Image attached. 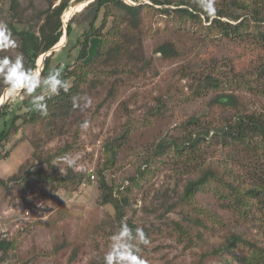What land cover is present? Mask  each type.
<instances>
[{"label":"rangeland","instance_id":"374dc122","mask_svg":"<svg viewBox=\"0 0 264 264\" xmlns=\"http://www.w3.org/2000/svg\"><path fill=\"white\" fill-rule=\"evenodd\" d=\"M60 1L17 0L12 7L10 0H0V24L7 26L0 29V57L14 59L19 53L14 31L37 34ZM93 1L69 0L61 16L64 27L81 16L73 24L77 37L89 23L99 28L107 18L104 31L121 26L119 33H135L132 50L115 54L120 38L104 39L96 63L83 67L85 76L68 104L54 107L42 124L17 126L0 148V239L10 243L0 250V264H103L112 237L125 224L133 233L138 228L146 233L149 244L139 253L145 264H236L227 254H211L232 234L264 248V195L247 206L246 217L216 197L222 183H209L190 204L182 200L185 184L208 167L224 183L241 189L259 186L264 192V141H255L260 149L253 150L225 146L218 136L237 115L264 113V96L257 90L264 88V74L259 75L264 49L252 36L222 38L205 28L209 22L204 19L183 25L174 13L156 10L172 6L123 0L151 6L140 11L137 26L131 28L119 25L123 18L111 4L84 11ZM213 2L210 20L220 11L248 17L230 0ZM108 12L111 17H105ZM164 44L177 54L164 58L158 52ZM77 53L73 49L67 62ZM207 74L222 83L219 90L198 87ZM71 86L69 82L66 89ZM220 95L237 98L236 108L219 106L214 100ZM26 99L32 96L21 94L2 101L1 107ZM25 111L22 106L20 112ZM85 120L90 122L87 130L80 127ZM190 137L199 139L193 158L186 155ZM160 143L165 145L159 148ZM110 149L115 154L109 159ZM69 169L86 177L77 188L42 181L49 174L63 178ZM100 172L121 204L125 197L122 220L111 204L100 201ZM208 211L221 224L208 221Z\"/></svg>","mask_w":264,"mask_h":264},{"label":"trees","instance_id":"16d2710c","mask_svg":"<svg viewBox=\"0 0 264 264\" xmlns=\"http://www.w3.org/2000/svg\"><path fill=\"white\" fill-rule=\"evenodd\" d=\"M152 5L155 6H172L161 7L156 10L162 14L174 13L179 22L183 25L189 24H202V19L209 22L206 29L214 30V32L220 35L222 38L238 37L240 40H244L252 36L255 39L261 49H264V0H230L231 6L237 9H242L247 12L248 17L242 19L238 14H228L227 12L220 11L214 18H211V12H206L204 3L201 0H149ZM11 6L15 7L17 0H10ZM69 0H61L60 3L48 12L44 23L39 27L38 33H34L32 30L27 31H14L15 36L19 40V54L23 55L25 69L32 70V74L35 75L38 72V66H40V56L47 53L55 45L64 43L62 37L64 31H66V43L59 49L58 52H52L46 56L40 66V78L46 77L50 72L56 71L61 73L62 79L67 84L71 82V87L62 89L58 94L48 96L45 95V104L47 107V115H41L39 112L33 110L32 99L21 100L19 103L10 107V104H4L0 109V148L8 140L11 131L16 129L17 126L26 124L35 125L37 121L42 124L47 119L48 114L52 112V109L56 106L59 109L62 104H68L73 94L77 92V84L82 80L84 75L83 67H91L96 63V58L100 55V49L105 46V40L109 36H113L115 39L120 38L119 45L114 46V53L117 54L120 50L131 51L132 41L135 39V33L127 29L125 33H119L121 26L115 28H108L106 31L105 18L104 23L95 28L93 23H89L88 28L81 33L80 36H75L73 24L79 23L81 16L71 18L64 27L61 16L68 8ZM111 4L117 11L118 16L123 18L119 21V25H128L133 28L136 27L139 21V13L145 7H151L147 5L131 6L126 4L123 0H94L88 4L84 9L87 11L89 8H95V12L99 8ZM111 13H106L105 17H111ZM233 22V23H232ZM62 37V38H61ZM61 39V40H60ZM77 48L78 53L73 59L72 63L67 60L72 56L73 49ZM158 52L161 53L164 58H171L177 53L174 49L164 44L158 48ZM39 58V59H38ZM38 60V61H37ZM37 62V64H36ZM63 64V67L61 65ZM79 72V73H78ZM78 73V74H77ZM264 74V67L259 71V75ZM243 82L238 81V83ZM222 83L216 79L215 76L207 74L203 82L198 84V87L205 89L206 87L214 90H219ZM40 88L36 90L34 95L40 92ZM258 94L264 96V88L259 87ZM42 94V93H41ZM40 94V95H41ZM219 106L225 108H236L238 100L232 95H220L214 100ZM2 101H0L1 104ZM22 106L26 108L25 112H20ZM38 124V123H37ZM36 126V125H35ZM218 136L220 141L225 145H242L252 146L253 150L260 149L256 145L255 141L261 139L264 141V113H257L251 111L249 113H241L235 117L234 122L227 121L225 126L219 129ZM198 138L190 137L188 139V147L186 155L194 157L196 150L199 148ZM230 141V142H229ZM165 144L160 143L159 148ZM181 151L186 150L180 148ZM1 150V149H0ZM110 154L108 158L114 156L115 151L109 150ZM7 158V155H4ZM98 189L100 191V201L103 205L111 204L118 216L119 220L123 218L122 207L123 203H126L125 197H123L121 204L113 195V188L108 185L105 177L100 172L98 174ZM38 179L42 178L37 177ZM84 174L79 172H72L70 169L63 178L55 177L53 174H49L45 178L43 183H57L63 187H72V189L79 187L81 182H84ZM89 178V175H87ZM216 171L209 167L200 172V175L192 181L185 184L182 200L185 204H190L194 195L200 192L209 183H222L221 189L215 190V195L218 199L228 200V204L224 205L225 208L237 211L241 216L246 217L248 210L247 206L255 201L261 200L264 192L261 187L257 186L253 189H241L235 184L230 182L224 183ZM228 189L229 193H224V189ZM239 206V207H238ZM210 212V211H208ZM212 213V212H210ZM208 221L213 224H221L215 214H208L204 216ZM199 226L206 228L200 219H195ZM145 233V232H144ZM146 235V233H145ZM10 247V243L6 240L0 239V250H6ZM213 255H229L235 259L236 264H264V248L256 245L252 240L242 237L239 234H232L225 243L221 244L218 249L211 252ZM224 261L227 262L225 258Z\"/></svg>","mask_w":264,"mask_h":264},{"label":"clouds","instance_id":"9594fccd","mask_svg":"<svg viewBox=\"0 0 264 264\" xmlns=\"http://www.w3.org/2000/svg\"><path fill=\"white\" fill-rule=\"evenodd\" d=\"M204 8L206 12L214 14L213 0H205ZM6 28V25L0 24V29ZM66 84L61 73L56 71L50 72L44 78L33 76L32 70L25 69L22 54L18 53L14 59L9 56L0 57V101L7 102L16 96L26 94L32 96L33 110L41 115H47L45 95H34V93L40 88L48 96L56 95L65 89ZM89 126L88 120L80 125L83 130H87ZM112 241L110 250L104 256L103 264H145L139 255L141 246L149 244L143 229L138 228L133 233L125 224L112 237Z\"/></svg>","mask_w":264,"mask_h":264},{"label":"water","instance_id":"95a60500","mask_svg":"<svg viewBox=\"0 0 264 264\" xmlns=\"http://www.w3.org/2000/svg\"><path fill=\"white\" fill-rule=\"evenodd\" d=\"M64 24H65V23H64ZM62 37L64 38V42H65V40H66V31H64V34H63ZM62 37H61V38H62ZM60 40H61V39H60ZM61 45H63V43H60V41H59L57 45H55L52 49H50L49 52H47L46 54L40 56V66H41V64H42V62H43V60H44V58H45L46 56H48L50 53H52V52H54V51H57V49H60ZM36 64H37V63H36ZM37 66H38V75H37V76L39 77V75H40V66H39L38 64H37ZM2 104H3V103L1 102L0 107H1Z\"/></svg>","mask_w":264,"mask_h":264},{"label":"built area","instance_id":"2783aa9c","mask_svg":"<svg viewBox=\"0 0 264 264\" xmlns=\"http://www.w3.org/2000/svg\"><path fill=\"white\" fill-rule=\"evenodd\" d=\"M90 177L94 180V176L93 175H91Z\"/></svg>","mask_w":264,"mask_h":264}]
</instances>
